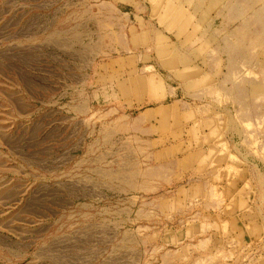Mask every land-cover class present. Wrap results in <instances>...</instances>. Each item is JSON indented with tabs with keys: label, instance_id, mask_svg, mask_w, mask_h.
<instances>
[{
	"label": "rangeland",
	"instance_id": "obj_1",
	"mask_svg": "<svg viewBox=\"0 0 264 264\" xmlns=\"http://www.w3.org/2000/svg\"><path fill=\"white\" fill-rule=\"evenodd\" d=\"M0 264H264V0H0Z\"/></svg>",
	"mask_w": 264,
	"mask_h": 264
}]
</instances>
